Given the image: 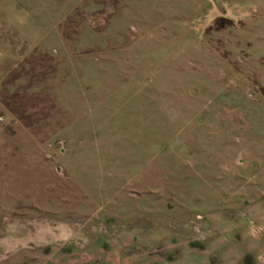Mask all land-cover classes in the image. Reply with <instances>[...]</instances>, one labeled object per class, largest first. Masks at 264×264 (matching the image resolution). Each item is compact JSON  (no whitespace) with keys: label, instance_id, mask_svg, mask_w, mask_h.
Wrapping results in <instances>:
<instances>
[{"label":"rangeland","instance_id":"rangeland-1","mask_svg":"<svg viewBox=\"0 0 264 264\" xmlns=\"http://www.w3.org/2000/svg\"><path fill=\"white\" fill-rule=\"evenodd\" d=\"M0 264H264V0H0Z\"/></svg>","mask_w":264,"mask_h":264}]
</instances>
